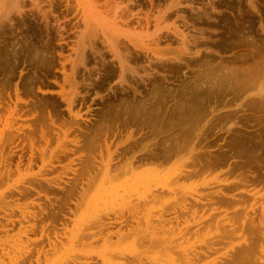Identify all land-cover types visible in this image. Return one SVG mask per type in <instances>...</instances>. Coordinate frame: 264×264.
Instances as JSON below:
<instances>
[{"label": "rangeland", "instance_id": "obj_1", "mask_svg": "<svg viewBox=\"0 0 264 264\" xmlns=\"http://www.w3.org/2000/svg\"><path fill=\"white\" fill-rule=\"evenodd\" d=\"M108 1L111 4L110 7L114 8L112 9L115 11V13H116L115 7L117 3L120 2L125 3L122 7L123 9L122 10L119 9V11H117L118 13L115 15L116 17H114V13L113 10L111 11V8L108 9L107 7L104 8L100 7L102 8L100 9L101 16L107 19L108 22L114 20L118 22L119 20H121L118 22V24L119 23L121 24L120 30L122 34L118 33V37H119L118 41H120L123 44H120L119 46L120 51L119 54L117 55H120L122 53L123 55H125L123 57L124 58L123 62H125L126 64L125 66L124 63H121L120 61L121 58L118 59L119 56H116L117 61L115 60L116 54L115 51H113V49L111 50L113 51L112 53L114 55L110 54L111 52L109 49L113 47L111 46V43L107 42L106 39L102 37L100 33L97 32V34L99 35L98 37H96L97 39L95 38L91 39L93 38L91 34L96 33V31L91 32L92 31L91 29L94 27L91 25L90 21L88 20H87L88 22L84 21V18L82 17V13L78 11L79 7L77 4V0H69V3L66 2V0H61V1L59 0V1H54L52 4H50L49 0H37V2L36 0H19L20 6L23 7L24 9L23 13L21 15L14 14L13 16H11L12 20L0 21V114L2 115V116L0 115V121H1L0 138L4 136L2 139H0V147H1L0 157L1 156L3 158L8 157V160L11 158V160H9V163L12 162L10 164V168H12L10 175L7 177L6 175H4L2 177V179L3 178L4 179L2 181L0 180V185H2L0 186V197L3 195L1 197L0 203L1 201H3V197H4V201L7 202V204L9 203L8 207L4 208L6 211L0 210V222L3 221L2 218L4 216L7 219H9L10 217L12 219H18L20 218L21 213L27 211L38 212L45 210L47 213L48 211H53L52 209V207H54L53 203H58L61 199L51 198L50 197L51 195L58 197V195L63 194L68 200L71 199L72 201L79 203L78 204L79 206L77 207L74 206L76 205L75 203L69 205L71 207V209H69L71 212L68 213V215L70 216V220L65 219V221L64 220L62 221V224L65 222H67L68 224L67 231L65 230L67 238L66 237L62 238V243H61L62 245L58 243L59 244L58 246L61 245L62 247L60 246L61 249H59V247L57 246V248L59 249L57 250L60 251L58 252L56 250V253L58 252L57 254H54L55 252L53 253V251H46L49 247L47 246L48 239L47 237H44L45 236L44 234L47 233L50 234L51 236L52 235L54 236L52 232L53 230H51L54 225L45 228L49 226V224H51L52 222V218L49 214H45L42 221L39 222L34 221L33 219H29L32 222L34 221V223H36V228H35L36 230H34V234L28 232L27 238L24 235L21 237V239L17 238V234L19 233L20 230L19 226L14 227V229L9 228L10 230L7 234H3L4 232H2L0 234V238H3L2 239L3 243L1 247L3 246V248H5V251L8 252L9 254L8 256L11 255L10 257L27 254L28 257H26L24 260H26L27 262L31 260L33 264H36L32 260V258L34 259L36 255L37 250L35 249L40 248L43 250V253H45L43 256H41L40 264H43L44 262L46 264V259H49L50 262H53L58 258L61 257L63 258L66 255L67 250L71 249L69 248V246L72 245V243L68 240V238L72 235V232H75L76 230L79 231L82 229L83 231L86 230L85 233H87L88 232L87 229H91L90 231H95L97 228L94 234L89 233L84 237L85 241L88 238L87 243H83L84 240L81 241L82 245L79 241H77L78 245L76 244V242L74 243L73 247L75 251L79 249H84V251L90 250L89 251L90 254H82V256H80L81 254L80 255L69 254L71 255L72 258L76 257V260H78L77 262L78 264H83V263L103 264L102 263L103 261L100 258V252L103 250L102 247L108 249V246H109L108 250L123 249L124 252L126 250H127L126 252H128V250L137 249L139 251L138 256L140 257L136 256L137 259L133 256L131 257L130 255H126V258L124 257L122 258V256L118 257V255L113 256L114 255L113 253L111 254H109L110 252L107 253L108 255L106 256V258L110 259V261L113 264L116 263L125 264L126 262L127 264H133V262L134 264H138L137 261L139 258H140L139 260L143 262L142 264H163V263L172 264V261H174L175 258L176 260L173 262V264L174 263L183 264V262L184 264H186L185 257H186V261L188 258L189 261L187 262L189 264L190 261H192L191 263H195V264L197 263L198 264H250V263L264 264L263 263L264 258H262L264 257L263 256L264 254H261V252H259V249L264 248V238H263L264 226H261L264 225L263 224L264 216H262L264 215V93H263L264 87H262L264 86L262 85L264 83V76H263L264 73H261L263 70H260L261 68L262 69L264 68V64H262L264 63L263 61L264 60V0H252V1L251 0H129V2L128 0H108ZM1 2L2 3H0L1 5L0 7H3L4 10L9 3L11 4V0H8V2L6 0H3ZM4 2H6L5 7H4L5 5ZM98 3L99 5L101 4V6H103L105 0H99ZM125 5H127L128 7H125ZM104 6H106V4ZM8 7H10V5ZM126 8L128 11L124 10ZM104 9L106 10L107 14L105 13ZM107 10L108 11L110 10V12H107ZM120 11L122 12V14L120 13ZM2 13L3 11L0 14ZM109 13L113 14V16ZM126 13L128 14L129 17L127 16ZM42 14H44V17H42L43 16ZM119 15L120 18L122 16L123 17L120 19L118 17ZM159 15L161 18L160 20L159 18H156L157 16L159 17ZM150 16L151 19L149 20ZM130 17L132 19H129ZM112 18L113 19L116 18V19L113 20ZM155 18L158 19L157 23L156 21H154ZM80 20L83 21L84 24ZM142 20L145 23H143ZM122 21H123V26L121 23ZM131 23L133 24V26ZM127 24L129 26H127ZM136 24L139 26V28ZM171 24H173L174 26ZM88 27L89 28L92 27V28L89 29ZM158 28L159 29L161 28L160 31L161 30L162 31L155 32V30H158ZM172 28L174 31L172 30ZM139 29L142 32H139L140 31ZM147 29L150 31V33L149 31H147ZM168 29L170 32L168 31ZM86 30L89 31L91 34L90 33L87 34L88 32ZM154 32L156 34L158 33L157 34L158 38L157 35H154L155 36L154 40L157 39L156 41L159 42L156 43V41H154V43H156L157 46L155 44H152L153 42H149V40L150 41L153 40V38H150L149 36H151V34L153 35ZM175 32H177V34H175ZM144 33L146 34L144 35ZM84 34L85 35L87 34L86 36L90 35L91 37L89 38L90 41L93 43L91 44L90 48H89L90 41L88 40L89 38L88 37L85 38L86 36ZM83 35L85 37H83ZM125 35H128L132 38L133 37L137 38L138 36H145L144 40L147 41L146 45L151 43V45L149 44L147 47L149 46L153 47L155 45L153 48L149 47L148 49L151 48L157 53H153L154 51L150 52L152 50L149 51L146 48H145L146 51L143 49L144 52L142 51V49L141 50L136 49L134 45L128 43L130 41L125 37ZM121 36L127 41L123 40ZM83 38L86 42L85 44L84 42L81 41V39ZM98 38L102 42L99 41ZM104 39L106 43L105 41H103ZM185 41H187V43ZM79 42L80 44L82 43V45H80ZM86 44H88L87 48L85 47ZM105 44H110V45H105ZM106 46H108L109 48H107ZM79 48L84 51V56H85L84 66L87 67L85 69L84 66L82 67L81 63H78L81 58L80 54L83 52L81 50L79 51ZM106 48L109 50V52ZM133 48L135 49L133 50ZM184 48L186 49L184 50ZM169 49H172V51L174 52L176 51L175 52L176 54H173L172 51H170V53H172L173 55L169 54L168 52ZM158 50L160 53H158ZM165 50H167L168 53V55L166 56L165 54L162 53ZM78 51L80 54L78 53ZM95 52L98 53L96 54ZM183 52L185 53L183 54ZM125 53H128L129 57ZM74 54H78V56ZM67 56H69L70 59H74V57L76 56L78 58L80 57L79 60L75 58V60L76 59L78 60V62L76 60L78 67L76 68L77 69L76 81L77 84L79 85L77 88L78 92L76 91L75 96H72L74 99L73 110L74 111L78 110L79 113L82 115V119L76 121L77 124L73 122L75 120L72 118V116L69 114L66 108L67 107L66 99H68V95L73 89L68 79L63 81V78H66V75L64 74V70L66 71V73L69 72L71 73V71L69 70H72L69 69L70 66L72 68V63L70 61H67V59H69V57ZM177 56L179 57V59H177L178 58ZM63 59L65 60V64ZM125 59L129 63H127ZM151 60L152 62H150ZM61 64H63L64 66ZM128 64L129 65L132 64V66H129ZM253 64H255L254 68L253 66H251ZM124 67L125 68L128 67V69L130 67L131 68L130 70H128L125 69ZM86 69H88V71ZM126 70L128 71L126 72ZM131 70H133L132 75H131L132 73ZM228 73L229 75H227ZM122 74L125 75L124 76L125 79H123ZM236 74L237 77L235 76ZM64 75L65 77H63ZM230 75H233V77L232 76L230 77ZM214 76H216V78ZM244 76L248 77L249 80H247L248 78L245 79ZM253 78L254 80H256L253 82L256 83L252 84V81L251 82L249 81L253 80ZM123 80H126L127 84L128 83L129 84L128 85L125 84L126 82ZM213 80L215 82H213ZM55 82L58 84H56ZM200 82L204 83L205 86ZM236 83L238 84L236 85ZM59 84L61 86L62 85L65 86L66 88L65 91L68 94L66 95L67 98L66 96L60 94L61 88ZM249 84H251V86H249ZM15 105L17 112L14 113V118L16 119L14 120L17 121L16 122L17 124L13 120L12 130L13 129L14 130L11 133L15 134L14 132H16V135H18L19 137L17 136L14 140V143H12L13 145H11L10 143L7 144L8 142L7 133H9L7 131L9 130H7L6 128L3 129L5 127L3 125L5 124V122L2 120L4 119L6 120L7 118H10L8 117L10 116L11 113L10 108H12L13 110ZM211 107H213V109ZM209 109H211L212 112L209 111ZM50 118H54L56 124L59 125L61 128H65L62 125L68 123L67 127L72 128L71 132H69L68 134V139L69 140L78 139L79 141L78 145L72 144L70 141L65 142L66 145H64V147H66V149L68 148V150H72L71 153H67L66 156H61L60 155L61 152L60 150H58L59 145L57 140L58 138H62L61 140H63L62 135L60 137L58 134H54L57 133L58 131L62 133V131L58 129V127L52 126L50 124L51 123ZM63 118L66 120H64ZM60 119L61 120L63 119L64 121L63 120L61 121ZM13 123L16 125L14 126ZM196 123L197 125H195ZM43 124L46 125L44 126ZM116 124L118 127L116 126ZM198 124L201 126H199ZM77 125L82 129V131H80L77 128L78 127ZM28 126L31 128H29ZM196 127L198 128L200 127L199 130H197ZM20 128L22 131L21 133L17 132V129L20 130ZM39 128L44 129L46 131L47 129H50L49 134L45 135L46 138L49 139L50 145L49 144L46 145L45 141L41 137L42 130L39 131L40 130ZM3 130L6 131L3 132ZM126 130L128 133H126ZM123 132L125 133L123 134ZM125 135L126 137H124ZM131 135L133 137H131ZM39 136L43 141L40 139ZM121 137L124 139L122 140ZM29 138H31L32 140L33 138H35L34 142L35 141L36 142L34 143V146L35 145L37 147L40 146L37 149L45 148L47 150L46 151L47 158L45 157L47 160H49L48 157L49 154L50 155L52 154L51 152H53L55 156L60 155L59 160L54 159L52 162L55 168L53 166H52L53 168L48 166L49 168H51V170L50 171L44 170V177L47 181L51 179L52 181L50 180L49 181L50 183L58 184L61 187L66 188L65 192H61V193L54 192L52 190V187L49 188L50 186H48V184L41 179L39 180L41 182V185H35V187H38V190L48 195L49 199H47L43 195H41L39 198L36 197L37 196L36 192H32L31 195L29 194L21 197L20 195H18V192L14 191V189H10L11 191L5 189V187L8 188V186H12L11 184L15 182L13 185L24 191L25 187L31 185L30 182H32L33 180H31L32 178L30 177H26L24 180L22 177L26 173H29L30 172L29 170H31L34 173L39 171L41 166L43 165L41 162L42 160L40 161L41 153L39 152V150L38 153H40V155L37 153L36 146L34 150L36 155L35 158L33 159V163L34 162L35 163L32 164L31 168H29V166L27 165L29 161V157L31 155L30 153L31 148H29L31 147L30 146L31 144H29L30 143ZM55 138L57 139L56 142H54ZM105 139L107 140V143L111 145V147H109L111 148L110 152L112 153V155L114 154L112 156L113 157L112 163L113 162L114 163L113 164L111 163V166H109V169L111 168V171H113L112 169H114V172L110 173L109 171V176H107L106 179L103 178V174L105 172L104 170L106 168L103 164V161L106 157H107L106 159H108V151H106V148L104 147L105 144L103 146V143H105L104 141ZM23 140L27 143H23L24 142ZM126 140L127 141L130 140V141L127 142ZM192 140L194 141L193 143ZM118 142L121 144H119ZM146 142H148L149 144L147 145ZM56 144L58 145V149ZM20 146H22L23 148H21ZM55 146L56 149L54 148ZM100 146L101 147L103 146L104 148L103 147L101 148ZM189 146H193V148ZM143 147H145V150ZM10 148H12L11 149L12 151L9 150ZM188 148L189 149L192 148V149L189 151ZM137 149L138 151H136ZM187 149L188 151H186ZM101 150H103L102 155L104 156H100ZM139 150L142 152L136 154V152L138 153ZM48 151L51 152L48 153ZM177 152L179 155L177 154ZM182 152L183 154H180ZM191 152H193L194 154ZM131 153L132 155L133 154L135 155L132 156ZM10 154L12 155V157H10ZM73 154L74 156H72ZM20 156L22 157L23 163L18 169L16 168V165L17 163L20 162V158H19ZM125 156H127L126 161L124 159ZM2 157L0 159H2ZM98 157L99 159H101V161L98 159ZM129 157L131 158V160ZM193 157L195 158L199 157L198 158L199 161L195 158L189 159ZM115 159H117L118 161L120 159V161L118 162ZM0 161H1L0 164L3 163L2 165H0V169H2L3 167H5L4 166L5 163L4 160H0ZM94 161L98 163L100 162L102 166L99 165L100 166L99 167L98 163ZM115 161L117 162L115 163ZM130 161H132L134 165L132 164L131 166H128L127 168L123 169L125 166H127V164ZM91 162H93L92 164L93 166L90 165ZM121 162H125V164ZM150 162H153L152 163L153 165H150L151 164ZM14 163L16 165H14ZM154 163L156 165L158 164V167ZM199 163H201L203 166L202 165L199 166L200 165ZM69 164L71 165L69 166ZM114 164H116V166L119 164L120 166L115 167ZM162 164L164 168L159 167L162 166ZM192 164L194 166V169H192L193 167ZM141 165H145V166L142 167ZM173 165L176 166L173 167ZM185 166H187V168ZM195 166L196 167L198 166L197 169L199 170H195ZM32 167L34 170H32ZM24 168L27 170H25ZM102 168L103 171L102 170L100 171V169ZM207 168L209 171L203 174L204 170L206 171ZM71 169L76 171H73ZM115 169L116 171H118L117 173L115 172ZM122 169L124 170V172ZM4 170H0V172ZM96 170H99V172H101V176L98 175L99 173L98 171L96 172ZM193 170H195V172ZM196 171L198 173L197 175L198 177L196 176L197 174ZM201 171L203 172L201 173ZM83 172H85V175H83ZM92 172L95 174L94 176L98 175L97 177L100 176V178L94 176L92 177L93 175ZM119 172L123 175L122 176L123 178H121V174L120 176L118 175ZM126 172L131 174L129 175ZM183 172L184 175H182ZM185 172L187 173L185 174ZM177 173L178 174L181 173L179 175L183 180H181L180 176ZM189 173H190V177L188 178L190 180L187 178ZM174 174H177L178 176L177 175L175 176ZM20 175L23 176L21 177ZM87 175H89V177H87ZM194 175L197 178H195ZM183 176H185L184 178H187L188 180L184 179ZM20 177L22 178V180L19 179ZM85 177L86 180L91 181V178L92 181L95 180L94 181L95 185L94 182L92 183L93 184L92 189L90 187L91 182L88 181V183L90 182L88 184L85 181ZM166 177L169 178L171 177L170 179L172 181L173 179L178 177L177 182L173 181L171 183L172 185H170L171 182L170 179L167 178V180L169 181V185L173 187L172 190L173 192L172 191L167 192L166 189L158 188L157 191L147 195L148 198L146 200L149 203L147 201H146L147 203H145L144 202L145 200H142L144 203H142V201L140 202L139 200L140 202L139 203L136 200L137 199L136 194H134L131 198H129L131 200L130 203H132V201L134 202V204L131 205H135L136 206L135 209L139 208L138 209L139 213L134 211L135 213L134 214L129 210H123L122 212L118 211L119 210L118 204L121 203L122 200L119 198L118 199L115 198L118 197L116 192L109 193L108 195H104L101 197V199L95 200V202H93L92 205L90 204L91 199L94 198L96 194L98 193L100 194V192H103L106 188L110 186L116 187L120 185H125L126 183L124 182H127L126 186H129V184H132V182L134 184L136 181L146 178V179H156L155 182L149 183L151 188H155L156 185H162L163 184L162 181H167L165 180ZM6 178H8L9 180L7 181ZM60 178L63 180L61 181ZM114 178H116V180ZM26 180L28 182H26ZM53 180L55 181V183ZM113 180H115L116 182H114ZM243 181H245V183ZM174 182L176 183L173 184ZM237 182L238 183L241 182V184L240 183L238 184ZM2 183H4L5 185H3ZM84 183H86V185L88 184L89 185L88 187H90L91 190H89L88 188L86 189L87 186H85ZM246 183L250 184V186L249 185L245 186L246 188L249 187L248 189L244 188V184L246 185ZM99 185L100 186L103 185V187L100 188ZM253 185H257L258 188L256 186L254 188ZM237 186L238 187L240 186L239 187L240 189ZM261 186L263 188H261ZM80 188L81 190L83 189L84 192L81 191ZM176 188L179 191L180 190L181 191L180 192L176 191L177 190ZM243 188L246 190L252 189L251 192L256 194L255 197L250 194H245L244 192H246V190H244ZM77 189L79 190V193L83 192L85 195L83 193H81L82 196L81 194L78 195L79 193L76 191ZM160 189L163 191H161ZM235 189L238 190L234 192ZM85 190L90 191V193L86 192ZM222 190L224 191V193H226L225 195L222 192ZM70 191H73L74 193L73 196H75L76 198L73 197L71 193L69 194ZM183 192L185 193V195ZM187 192H189V194ZM2 193H4L5 195ZM119 193H123V190H120ZM155 193L157 196H155ZM174 194H176V196ZM178 194L181 195L179 196ZM230 194L232 196L237 197V199L241 198V200H234ZM83 195L86 197V199L83 197ZM152 196L153 197L155 196L154 198H156L157 201L155 200L154 202ZM261 196L263 197V199H261ZM80 197L81 198L83 197L84 199L82 198L81 200ZM165 199L170 201H167ZM116 200H121V202ZM161 200L162 202L165 200L166 203L163 202V204L165 203V205L168 204L169 202L168 204L169 206L163 205ZM174 201H176L177 203ZM178 201L179 202L182 201V205L181 203H178ZM184 202L185 205H183ZM16 203L20 206V209L18 208L19 210L15 208V206H18ZM141 203L143 205L145 204L144 211L143 208L141 207L142 206ZM152 204H154V206H152ZM39 205H41L42 209L39 208ZM179 205L182 207L183 210L180 208ZM10 207L14 208L13 211L11 210ZM78 207L81 209H79ZM162 207H164V209H162ZM222 207H224V209ZM74 208L75 209L77 208V210H75ZM141 208L143 212H141ZM173 208H176L175 209L176 212H172L174 211L172 210ZM251 208L254 209L252 210ZM21 209L22 210L24 209L23 212ZM153 210L154 212H152ZM159 210L161 211V213L159 212ZM262 210H263V214H262ZM115 211L117 214L116 213L113 214ZM126 211H129L131 215L130 213L128 214V212ZM155 211L159 214H155L156 213ZM201 211H203L204 213L202 214ZM76 212L77 214L75 215L74 213ZM136 213L138 215L140 214V216L136 215ZM148 213L149 214L151 213L150 214L151 219L153 218L156 222L154 220H151L150 227L149 226L147 227V225H145L146 227L144 231L146 232V234H144L145 236H143L141 235V232H139V230L140 231L142 230L143 232L144 224H146L143 218H145ZM161 214L162 216H160ZM192 214L193 216H191ZM72 215H74L73 218H71ZM142 215L145 217H142ZM1 216L3 217L1 218ZM135 217L138 222L135 220ZM160 217L161 218L163 217L162 218L163 220L165 217L166 222L165 220L163 222ZM168 217L169 219H167ZM81 218L86 220L87 224H84V226H81V224L79 223V221L82 220ZM99 218L100 219L102 218L100 222H98V224L100 223L99 227L97 223H96L97 225L95 224L96 226L91 225ZM120 218H122V221L125 223V225H121L119 223H113L114 220L116 221L119 220ZM183 218L185 219V221ZM110 220H112V222ZM170 220L172 221L169 222ZM186 220H188L189 222ZM46 222H50V223H46ZM109 222L112 224H110ZM169 223H171L172 225ZM44 224H46V226ZM105 224L107 226L103 227L101 235H103V233L104 235L106 234L104 231L110 232L111 230L114 229L112 231L114 232L116 231L117 228H118L117 230L124 229L123 231H127V230L129 231V229H131L132 233L131 235L130 234L128 235V238L129 236H132V234L133 235L136 234L135 237L137 239L138 236V239L137 241H135L136 239H132L130 237L129 240H127L128 238L126 236L127 239L125 240L123 239L124 241H122V240H118V234H117V236H112L113 239V240L111 239L112 243L115 242L113 245L112 244L109 245V242H107L105 245H102L103 242L101 239L92 242L91 237L96 238V235L99 234L98 232L99 229L102 228V227L100 228V226H103ZM192 224L193 226H191ZM43 225L45 226L43 227L44 233H42V229H41ZM167 225L169 226V229ZM230 225L232 226L234 225V226L232 227ZM139 226H141V229L139 228ZM173 226H175L176 228ZM56 227L57 230L59 229L58 230L59 232L60 230L61 232H64V230L62 229L65 226L61 225L60 227H58L56 225ZM136 227H138V229ZM157 227L158 228L160 227L161 229L159 228L158 230ZM177 227L178 229L180 230L184 229L185 231L183 232L180 230H176ZM184 227L185 228L187 227V229H185ZM193 228L194 230L191 231V229ZM240 228H242L241 229L242 232ZM164 229L166 230L167 233L170 232L169 234L171 236H169V234H165ZM226 229L229 230L227 231ZM178 231L180 232L179 234ZM190 232H192L193 234L196 232L194 235H196L197 237ZM199 232L200 234L197 235ZM234 232L235 233L238 232V233H236L235 236H233ZM174 233L175 235L178 234L179 236H182V238L179 237L178 235L175 236ZM183 234H186L187 236ZM6 236L8 239H6L4 242V238H6ZM183 236H186L184 237L185 239L183 238ZM175 237H177L176 239H179L177 240L179 242H175L176 241ZM188 237H190L189 238L190 240L188 239ZM238 237L240 238V240ZM165 238L168 240H166ZM12 239H14V241L17 240L15 241L16 245L13 243L14 241ZM20 240H22V243ZM132 240H134L135 242H133ZM182 240H184L183 245H182ZM228 240L231 241L228 242ZM203 241L205 242L204 244ZM142 242L144 244L146 243L147 245L145 244L144 246ZM91 243L93 245L95 243L96 244L101 243V244H98L99 246L95 244L96 246L94 245L95 248H93V245L90 246ZM135 243L136 245H134ZM79 244L81 246H79ZM174 244H176L177 245L176 247H178L181 250H178V248L174 247ZM178 244H181L182 247ZM40 245H43V247ZM141 245H143V247ZM191 245L194 246V250ZM189 246L190 248L188 249ZM206 247L207 248L214 247V248H211L212 250L209 248L208 250ZM199 248H201L202 251H200ZM182 250H184L186 255L185 253H183ZM186 251H190V252L187 253ZM192 251L197 254V256H195L196 258L198 257L197 259L194 257L195 253H193ZM0 252H2V249L0 250ZM205 252L208 256L205 255ZM180 254H182V256L184 255V257H182ZM45 255L46 257H44ZM0 257L2 259L1 261L4 260L3 264H10L8 263L10 262V258L8 259L6 254L0 255ZM181 258H183L184 261ZM42 259L43 261L44 260L45 261L43 262ZM154 259L157 260L156 263H154ZM258 259L259 260L262 259L263 262L261 263ZM49 260H47V262ZM181 260L183 262H181ZM79 261L81 263H79Z\"/></svg>", "mask_w": 264, "mask_h": 264}, {"label": "bare ground", "instance_id": "obj_2", "mask_svg": "<svg viewBox=\"0 0 264 264\" xmlns=\"http://www.w3.org/2000/svg\"><path fill=\"white\" fill-rule=\"evenodd\" d=\"M1 1H3V0H0V3H2ZM6 1L8 2V0H6ZM54 1H59V0H49L50 4H52ZM60 1H61V0H60ZM98 1H99V0H77V4H78V7H79V8H78V11H79L80 13H82V17L84 18V21H85V22L90 21L91 25L94 27V28L90 27V28H92V29H91V30H92L91 32H95V31H96V33H92V34H91L89 31L86 30V31L88 32L87 34L90 33V34L93 36V38H91L90 35H89V36H86L87 34H86V35L84 34L86 37H85L84 35H83V37H85V38H87V37L89 38V37H90L91 39H94V38L97 39L96 37L99 36V35L97 34V32L100 33V34L102 35V37H104V38L106 39L107 42H110V43H111V46L113 47V48H110V49H109L110 52H111L110 54L114 55L112 52L115 51V54H116L115 57H116V56H119L118 59L121 58L120 61H121V63H124V66H125L126 64H125V62H123V61H124V58H123V57H124L125 55H123L122 52H121L122 54H120V55H123V56L117 55V54H119V51H120V50H119V46H120V44H123V43H121L120 41H118V40H119L118 33H119V34L121 33V30H120V26H121V24L119 23V24H120V25H119L118 22L121 21V20H119V21L117 22V21L114 20V19H116V18H114V19L112 18L114 21L108 22L107 19L103 18V16H101V10H100V9H102V8H100V7H103V8H104V7H107L108 9H110V8H111V7H110L111 4H110V2H109L108 0H105L104 5L106 4V6H104V5L101 6V4L99 5ZM251 1H252V0H251ZM36 2H37V0H36ZM41 2H42V1H41ZM66 2L69 3V0H68V1L66 0ZM128 2H129V0H128ZM4 3H5V5H4V7H5V6H6V2H4ZM74 3H75V2H74ZM77 4H76V5H77ZM124 4H125L124 2H123V3H121V2H120V3H117V5H116V7H115V9H116V13H115V11L113 10L114 8H113V7H112L113 9L111 8V11L113 10L114 17H116L115 15L118 13L117 11H119V9H120V10L123 9L122 7H123ZM9 5H10V7H8ZM34 5H36V4H34ZM120 5H122V6H120ZM252 5H254V4H252ZM0 6H1V5H0ZM2 6H3V5H2ZM8 6H6L7 9L5 8V10L3 9V7H0V13L3 11V13L0 14V21H5V20L8 21V20H12V19H11V16H13L14 14L21 15V14L23 13V11H24L23 7L20 6V2H19V0H11V4L9 3ZM22 6H23V5H22ZM72 6H73V5H72ZM33 7H34V6H33ZM125 7H128V6L125 5ZM254 7H255V6H254ZM35 8H36V6H35ZM74 8H75V7H74ZM107 8H105V9H107ZM37 9H38V8H37ZM37 9H36V10H37ZM41 9H42V8H41ZM41 9H40V10H41ZM105 9H104V10H105ZM129 9H130V8H129ZM124 10H127V8L124 9ZM124 10H123V12H124ZM37 11H38V10H37ZM48 11H49V10H48ZM73 11H74V9H73ZM75 11H76V10H75ZM127 11H128V10H127ZM132 11H133V10H132ZM107 12H110V10H109V11L107 10ZM43 13H44V12H43ZM46 13H47V12H46ZM102 13H103V12H102ZM105 13H106V10H105ZM120 13L122 14L121 11H120ZM120 13H119V14H120ZM127 13H128V12H127ZM127 13H126V14H127ZM129 13H130V10H129ZM129 13H128V14H129ZM44 14H45V13H44ZM44 14H42L43 16H42V15H41V16L44 17ZM78 14H79V13H78ZM106 14H107V13H106ZM109 14H111V13H109ZM121 14H120V15H121ZM128 14H127V16H128ZM131 14H132V13H131ZM136 14H137V13H136ZM111 15L113 16V14H111ZM111 15H110V16H111ZM120 15L118 16L119 18H120ZM149 15H150V14H149ZM149 15H148V17H149ZM160 15H161V14H160ZM160 15H159V17H158V16L156 17V18H159V20L161 19V18H160ZM108 16H109V15H108ZM112 16H111V17H112ZM127 16H126V17H127ZM130 16H131V15H130ZM176 16H177V15H176ZM79 17H80V16H79ZM111 17H109V18H111ZM122 17H123V16H122ZM122 17H121V18H122ZM128 17H129V16H128ZM128 17H127V18H128ZM134 17H135V15H134ZM148 17H146V18H148ZM121 18H120V19H121ZM124 18H125V17H124ZM124 18H123V19H124ZM138 18H139V17H138ZM138 18H137V19H138ZM141 18H142V17H141ZM156 18H155V20H154V19H153V20L156 21V23H157L158 19H156ZM45 19H46V18H45ZM129 19H132V18L130 17ZM139 19H140V18H139ZM150 19H151V16H150L149 20H150ZM43 20H44V19H43ZM87 20H88V21H87ZM117 20H118V19H117ZM80 21H81V20H80ZM124 21H125V20H124ZM129 21H130V20H129ZM129 21H127V22H129ZM137 21H139V20H137ZM154 21H153V22H154ZM81 22H83V21H81ZM142 22H143V20H142ZM148 22H149V21H148ZM121 23H122V26H123V21H122ZM143 23H145V22H143ZM149 23H150V22H149ZM149 23H147V24H149ZM154 23H155V22H154ZM158 23H159V22H158ZM160 23H161V21H160ZM83 24H84V22H83ZM131 24H132V23H131ZM137 24H138V23H137ZM137 24H136V25H137ZM139 24H140V23H139ZM141 24H142V23H141ZM151 24H152V23H151ZM175 24H176V23H175ZM91 25H90V26H91ZM136 25H135V26H136ZM143 25H144V24H143ZM171 25H173V24H171ZM125 26H126V25H125ZM125 26H124V27H125ZM127 26H129V25L127 24ZM130 26H131V25H130ZM132 26H133V24H132ZM137 26H138V25H137ZM173 26H174V25H173ZM83 27H84V26H83ZM86 27H87V26H86ZM176 27H177V26H176ZM88 28H89V27H88ZM90 28H89V29H90ZM127 28H128V27H127ZM138 28H139V26H138ZM148 28H149V27H148ZM164 28H165V27H164ZM169 28H170V27H169ZM84 29H85V28H84ZM95 29H96V30H95ZM130 29H131V28H130ZM130 29H129V30H130ZM160 29H161V28H160ZM160 29L158 28V30H155V29H154V30H155V32H156V31H160ZM166 29H167V28H166ZM132 30H133V28H132ZM139 30H140V29H139ZM143 30H144V29H143ZM163 30H164V29H163ZM172 30H173V28H172ZM145 31H146V30H145ZM147 31H149V30L147 29ZM147 31H146V32H147ZM161 31H162V30H161ZM161 31H160V32H161ZM168 31H169V29H168ZM173 31H174V30H173ZM84 32H85V31H84ZM128 32H129V31H128ZM139 32H142V31L140 30ZM155 32H154L153 35L151 34V36H149L150 38H153V40H152V41L149 40V42H153L152 44H155V45H156V43H159V42L156 41L157 39L154 40V37H155L154 35H157V34H158V33L156 34ZM160 32H159V33H160ZM169 32H170V31H169ZM179 32H180V31H179ZM131 33H132V32H131ZM149 33H150V31H149ZM81 34H82V33H81ZM121 34H122V33H121ZM145 34H146V33H144V35H145ZM160 34H161V33H160ZM175 34H177V32H175ZM142 35H143V34H142ZM240 35H241V34H240ZM80 36H81V35H80ZM80 36H79V37H80ZM177 36H178V35H177ZM179 36H180V34H179ZM121 37H122V36H121ZM125 37L130 41V42H128V43H131L132 45H134V47H135L136 49H140V50L142 49V51H143V49L145 50V48L148 49L149 47H152V46L147 47L149 44L151 45V43L148 42L149 44L146 45V44H147V43H146L147 41L144 40L145 36H138L137 38H134V37L132 38V37H130V36H128V35H125ZM182 37H183V36H182ZM185 37H186V36H185ZM90 38L88 39L89 41H90ZM122 38H123V37H122ZM157 38H158V35H157ZM105 39H104L103 41H105ZM83 40H84V38L81 39V41L84 42V44H85L86 42H85V40H84V41H83ZM98 40H99V38H98ZM123 40H126V39L123 38ZM147 40H148V38H147ZM184 40H185V39H184ZM78 41H80V40H78ZM93 41H94V40H93ZM99 41H101V40H99ZM106 41H105V43H106ZM126 41H127V40H126ZM154 41H156V43H154ZM181 41H182V39H181ZM101 42H102V41H101ZM185 42L187 43V41H185ZM185 42H184V43H185ZM88 43H89V42H88ZM92 43H93V42L90 41V46H89V48L91 47V44H92ZM103 43H104V42H103ZM188 43H189V42H188ZM79 44H80V42H79ZM80 45H82V43H81ZM87 45H88V44H86V46H85V45H84V46L87 48ZM101 45H102V43H101ZM105 45H110V44H105ZM129 45H130V44H129ZM155 45H154V46H155ZM158 45H159V44H158ZM122 46H123V45H122ZM154 46H153V47H154ZM156 46H157V45H156ZM159 46H160V45H159ZM93 47H95V46H93ZM106 47L109 48L108 46H106ZM153 47H152V48H153ZM185 47H186V45H185ZM107 48H106V49H107ZM135 48H133V50H134ZM84 49H85V48H84ZM94 49H95V48H94ZM104 49H105V48H104ZM111 49H113V51H112ZM185 49H186V48H184V50H185ZM80 50L83 51L82 49L79 48V51H80ZM97 50H99V49H97ZM100 50H101V49H100ZM107 50H108V49H107ZM109 50H108V52H109ZM148 50L150 51V50H152V49L150 48V49H148ZM162 50H164V49H162ZM187 50H188V48H187ZM251 50H252V49H251ZM72 51H73V50H72ZM76 51H77V50H76ZM79 51H78V53H79ZM91 51H93V50H91ZM91 51H90V52H91ZM145 51H146V50H145ZM153 51H154V50H152V51H150V52H153ZM160 51H161V50H160ZM170 51H172V49H169V51H168L169 54H172V53H170ZM182 51H183V50H182ZM182 51H181V52H182ZM135 52H136V51H135ZM143 52H144V51H143ZM147 52H148V51H147ZM147 52H146V53H147ZM150 52H149V53H150ZM164 52H165V53H164ZM164 52H162V53L165 54V56L168 55L167 50H165ZM172 52H173V54H176V53H175L176 51H175V52L172 51ZM178 52H179V51H178ZM188 52H189V50H188ZM75 53H76V52H75ZM95 53L97 54L98 52H95ZM99 53H100V52H99ZM153 53H157V52L154 51ZM158 53H160L159 50H158ZM166 53H167V54H166ZM179 53H180V52H179ZM179 53H178V54H179ZM184 53H185V52H183V54H184ZM186 53H187V52H186ZM79 54H80V53H79ZM125 54H127V56H128V53H125ZM173 54H172V55H173ZM74 55H77V56H78V54H74ZM80 55H81V56H80L81 58L79 57L80 60H79V58H78L77 56L74 57V59H70V57L67 56V57H69V59H67V61H70V62L72 63V68H71V66H70L69 69H72V70H69V71H71V73H70V72H69V73H66V71L64 70V74L66 75V78H63V81L68 79V81H70V83H71V85H72L71 87L73 88L72 91H71L70 93L68 92L69 95H70L71 97H70V96L67 94V92L65 91V89H66L65 86H63V85L61 86V85L59 84V85H60V88H61V93H60V94H62V95H64V96L68 95V99H66V100H67V103H66L67 107H66V108H67V111L69 112V114H70V115L72 116V118L75 120V121L72 120L73 122H75V124H77V123H76L77 120L82 119V115L79 113V111H78V110H77V111H74V110H73L74 99H73V97H72V96H75L76 91L78 92L77 88H78V86H79V85L77 84V81H76V80H77V79H76V72H77V69H76V68H78V67H77V63H76V60H77V59L79 60V62H78V60H77V62H78V63H81V64H82V67H83L84 64H85L84 51H83ZM149 55H150V54H149ZM250 55H251V54H250ZM152 56H153V55H152ZM178 56H179V55H178ZM178 56H177V57H178ZM35 57H36V56H35ZM128 57H129V56H128ZM162 57H163V56H162ZM63 58H64V57H63ZM75 58H77V59L75 60ZM101 58H102V57H101ZM122 58H123V59H122ZM64 59H65V58H64ZM64 59H63V60H64ZM116 59H117V57L115 58V60H116ZM177 59H179V57H178ZM180 59H181V58H180ZM63 60H62V61H63ZM155 60H156V59H155ZM155 60H153V61H155ZM174 60H175V59H174ZM260 60H262V59H260ZM116 61H117V60H116ZM125 61L127 62L126 59H125ZM263 61H264V60H263ZM263 61H262V62H263ZM150 62H152V60H151ZM161 62H162V61H161ZM259 62H260V61H259ZM262 62H261V63H262ZM66 63H67V62H66ZM71 63H70V64H71ZM117 63H118V62H117ZM127 63H129V62H127ZM253 63H254V62H253ZM64 64H65V60H64ZM262 64H264V63H262ZM61 65H63V64H61ZM78 65H80V64H78ZM128 65H129V64H128ZM254 65H255V64H253V65H251V66H253V68H254ZM260 65H261V64H260ZM63 66H64V65H63ZM129 66H132V64L129 65ZM241 66H242V65H241ZM262 66H263V65H262ZM262 66H261V67H262ZM122 67H123V66H122ZM230 67H231V66H230ZM233 67H236V66H233ZM261 67H260V68H261ZM85 68H87V67L84 66V69H85ZM124 68H125V67H124ZM124 68H123V70H124ZM130 68H131V67H130ZM130 68L128 69V67H127V68H125V69L130 70ZM142 68H143V67H142ZM238 68H239V67H238ZM250 68H251V67H250ZM253 68H252V70H253ZM257 68H258V67H257ZM61 70H62V69H61ZM86 70L88 71V69H86ZM118 70H119V69H118ZM128 70H126V72H127ZM153 70H154V69H153ZM256 70H257V69H256ZM260 70H263V71H264V68H263V69L261 68ZM131 71H132V73H131V75H132V74H133V70H131ZM131 71H130V72H131ZM135 71H136V70H135ZM237 71H238V70H237ZM237 71H236V72H237ZM239 71H240V70H239ZM241 71H242V70H241ZM263 71H262L261 73H264ZM130 72H129V74H130ZM136 72H137V71H136ZM233 72H234V71H233ZM121 73H122V72H121ZM123 73H124V72H123ZM211 73H212V72H211ZM219 73H220V72H219ZM219 73H218V74H219ZM223 73H225V72H223ZM238 73H239V72H238ZM61 74H62V73H61ZM65 75H64L63 77H65ZM118 75H119V74H118ZM210 75H211V74H210ZM215 75H216V74H215ZM221 75H222V74H221ZM227 75H229V73H228ZM122 76H123V79H125V78H124L125 75L122 74ZM137 76H138V75H137ZM224 76H225V75H224ZM231 76L233 77V75H230V77H231ZM235 76L237 77V74H236ZM235 76H234V77H235ZM263 76H264V75H263ZM197 77H198V76H197ZM214 77L216 78V76H214ZM218 77H219V76H218ZM244 77H245V79L248 78V77H246V76H244ZM194 78H195V77H194ZM204 78H205V77H204ZM221 78H222V77H221ZM223 78H224V77H223ZM205 79H206V78H205ZM229 79H230V78H229ZM240 79H241V78H240ZM250 79H251V78H250ZM224 80H225V79H224ZM233 80H234V79H233ZM233 80H232V81H233ZM241 80H242V79H241ZM247 80H249V78H248ZM261 80H262V79H261ZM123 81L126 82V80H123ZM207 81H208V80H207ZM251 81H252V84H253V83H256V82H253V81H256V80H254V78H253V80H250L249 82H251ZM57 82H58V81H57ZM125 82H124V83H125ZM213 82H215V81L213 80ZM228 82H229V81H228ZM235 82H236V81H235ZM244 82H245V81H244ZM247 82H248V81H247ZM249 82H248V83H249ZM259 82H260V80H259ZM55 83H56V82H55ZM80 83H82V82H80ZM119 83H120V82H119ZM200 83L204 85V83H202V82H200ZM238 83H239V82H238ZM238 83H236V85H237ZM248 83H246V84H248ZM257 83H258V82H257ZM56 84H58V83H56ZM61 84H62V83H61ZM65 84H66V83H65ZM88 84H89V83H88ZM122 84H123V82H122ZM125 84H127V82H126ZM128 84H129V83H128ZM128 84H127V85H128ZM261 84H262V82H261ZM69 85H70V84H69ZM211 85H212V84H211ZM254 85H255V84H254ZM262 85H264V83H263ZM204 86H205V85H204ZM228 86H229V85H228ZM233 86H234V85H233ZM249 86H251V84H249ZM249 86H248V87H249ZM255 86H256V85H255ZM198 87H199V86H198ZM210 87H211V86H210ZM218 87H219V86H218ZM229 87H230V86H229ZM240 87H241V85H240ZM256 87H257V86H256ZM262 87H264V86H262ZM69 88H70V87H69ZM133 88H135V87H133ZM242 88H243V87H242ZM136 90H137V89H136ZM232 90H233V89H232ZM239 93H240V92H239ZM263 93H264V91H263ZM66 98H67V96H66ZM17 100H18V98H17ZM174 100H175V99H174ZM80 102H81V101H80ZM147 103H148V102H147ZM80 104H81V103H80ZM212 106H213V105H212ZM166 107H167V106H166ZM208 108H209V107H208ZM211 108L213 109V107H211ZM10 109H11V110H10L11 113H10V116H8V117H10V118H7L6 120L4 119V120H2V121L5 122V124H3V125L5 126V127L3 126V127H4L3 129L6 128L7 130H9V131H7V132H9V133L6 132V133H7V141H8L7 144L10 143L11 145H13L12 143H14L15 138L18 136V135H16V132H14L15 134L11 133V132L14 130V129L12 130V128H13V126H12V122H13V120L15 119V118H14V113L17 112V111H16V110H17V109H16V105H15V107H14L13 110H12V108H10ZM117 109H118V108H117ZM166 109H167V108H166ZM166 109H165V110H166ZM124 110H125V109H124ZM166 111H167V110H166ZM209 111H211V109H209ZM68 112H67V113H68ZM211 112H212V111H211ZM214 113H215V112H214ZM26 114H27V113H26ZM31 114H32V113H31ZM209 114H210V113H209ZM0 115H1V114H0ZM33 115H34V114H33ZM1 116H2V115H1ZM62 117H63V116H62ZM124 117H125V116H124ZM208 117H209V116H208ZM208 117H207V118H208ZM1 118H2V117H1ZM11 119H12V121H11ZM50 119H51V123H50V124H51L52 126L58 127V129H60V130L62 131V133H60V132L58 131L60 134H59L58 132H57V133H54V134H58L60 137H61V135H62L63 140H61L62 138H58V140L55 138L54 142H56V140L58 141L59 149H58V145H57V144H56V145H57V149L60 150V152H61L60 155H61V156H66V154H67V153H71L72 150H68V148L66 149V147H64V145H66L65 142H66V141H70L72 144L78 145V142H79V141H78V139H70V140L68 139V134H69V132H71V129H72V128H70V127H67V124H68L67 122H69V121L65 122V123H67V124L62 125V126H64L65 128H61L59 125L56 124V121H55L54 118H50ZM63 119H64V118H63ZM63 119H62V120H63ZM15 120H16V119H15ZM15 120H14V121H15ZM48 120H49V119H48ZM60 120H61V119H60ZM62 120H61V121H62ZM64 120H66V119H64ZM64 120H63V121H64ZM162 120H163V119H162ZM49 121H50V120H49ZM49 121H48V122H49ZM204 121H205V120H204ZM204 121H203V122H204ZM0 122H1V121H0ZM16 122H17V121H15V123H16ZM48 122H47V123H48ZM70 122H71V120H70ZM82 122H83V121H82ZM195 122H196V121H195ZM160 123H161V122H160ZM0 124H1V123H0ZM13 124H14V123H13ZM16 124H17V123H16ZM16 124H14V126H15ZM43 125H44V124H43ZM45 125H46V124H45ZM45 125H44V126H45ZM106 125H107V124H106ZM195 125H197V123H196ZM198 125H199V124H198ZM77 126H78V125H77ZM116 126H117V124H116ZM199 126H201V125H199ZM19 127H20V126H19ZM28 127H29V126H28ZM55 127H54V128H55ZM101 127H102V126H101ZM117 127H118V126H117ZM16 128H17V127H16ZM16 128H15V130H16ZM29 128H31V127H29ZM41 128H42V127H41ZM47 128H48V127H47ZM50 128H51V127H50ZM52 128H53V127H52ZM77 128H78L80 131H82V129H81L79 126H78ZM131 128H132V127H131ZM131 128H130V129H131ZM196 128H197V130H199L200 127H199V128L196 127ZM22 129H23V128H22ZM39 129H40V128H39ZM44 129H45V127H44ZM44 129H40L39 131L42 130V131H41V133H42V136H41V137H42L43 140L45 141L46 145H48V144H49V139L46 138L45 135H46V134H47V135L49 134L50 129H47V131L44 130ZM0 130H1V129H0ZM28 130H29V129H28ZM55 130H56V129H55ZM194 130H195V129H194ZM5 131H6V130H3V132H5ZM145 131H146V130H145ZM145 131H144V132H145ZM17 132L21 133V132H22V131H21V128H20V130L17 129ZM24 132H25V131H24ZM24 132H23V133H24ZM120 132H121V131H120ZM120 132H119V133H120ZM196 132H197V131H196ZM10 133H11V134H10ZM94 133H95V132H94ZM115 133H117V132H115ZM124 133H125V132H123V134H124ZM126 133H128L127 130H126ZM141 133H143V132H141ZM0 134H1V133H0ZM50 134H51V133H50ZM54 134H52V135H54ZM103 134H104V133H103ZM106 134H107V133H106ZM138 134H140V133H138ZM3 135H4V134H3ZM8 135H9V136H8ZM25 135H26V133H25ZM114 135H115V134H114ZM194 135H195V132H194ZM22 136H23V135H22ZM30 136H32V135H30ZM55 136H56V135H55ZM106 136H107V135H106ZM106 136H105V137H106ZM121 136H122V133H121ZM137 136H138V135H137ZM196 136H197V135H196ZM3 137H4V136H3ZM3 137H2V138H3ZM18 137H19V136H18ZM26 137H27V136H26ZM39 137H40V136H39ZM41 137H40V139H41ZM124 137H126V135H125ZM131 137H133V136L131 135ZM135 137H136V136H135ZM2 138H0V139H2ZM49 138H50V137H49ZM97 138H98V136H97ZM114 138H115V136H114ZM121 138H122V137H121ZM127 138H128V137H127ZM137 138H138V137H137ZM5 139H6V136H5ZM20 139H21V138H20ZM26 139H28V138H26ZM26 139H25V140H26ZM34 139H35V138H33V140H32L31 138H29V140H30V143H29V144H31V145H30L31 147H29V148H31V149H30L31 152H30V151H29V152L31 153V155H30V157H29L28 164H27V162H26V164L29 166V168H31L32 164L35 163V162L33 163V159L35 158V155H36L35 152H34V150H35V146H36V145L34 146V143H35L36 141L34 142ZM123 139H124V138H122V140H123ZM125 139H126V138H125ZM130 139H132V138H130ZM156 139H157V138H156ZM184 139H185V138H184ZM194 139H195V138H194ZM194 139H193V140H194ZM41 140H42V139H41ZM43 140H42V141H43ZM102 140H103V138H102ZM111 140H113V139H111ZM150 140H152V139H150ZM193 140H192V143L194 142ZM23 141H24V140H23ZM104 141H105V143H103V146H104V144H105L104 147L106 148V151H108V159H106V158H107V157H106V158H105L106 160H105L104 157H103L104 161H106V162L103 161V164H104V166L106 167V168L104 167V168H105V170H104L105 172H104V174H103V178L106 179L107 176H109V171H110V173H111V172H112V173L114 172V169H112L113 171H111V168L109 169V166H111V163H112V161H113V159H112L113 157H112V156H113L114 154L112 155V153L110 152V149H111V148H109V147H111V145L107 143V140H106V139H105ZM104 141H103V142H104ZM126 141H127V140H126ZM129 141H130V140H128L127 142H129ZM154 141H155V140H154ZM156 141H157V140H156ZM28 142H29V141H28ZM97 142H98V141H97ZM5 143H6V142H5ZM18 143H19V142H18ZM23 143H27V142L24 141ZM23 143H22V144H23ZM63 143H64V144H63ZM109 143H110V142H109ZM118 143H119V142H118ZM144 143H145V142H144ZM144 143H143V145H144ZM146 143H147V145L149 144L148 142H146ZM187 143H188V142H187ZM190 143H191V142H190ZM16 144H17V143H16ZM39 144H40V142H39ZM96 144H97V143H96ZM111 144H112V143H111ZM114 144H115V143H114ZM119 144H121V143H119ZM122 144H123V142H122ZM139 144H140V143H139ZM188 144H189V143H188ZM1 145H2V144H1ZM11 145H10V147H11ZM14 145H15V144H14ZM44 145H45V144H44ZM46 145H45V146H46ZM49 145H50V144H49ZM109 145H110V146H109ZM115 145H116V144H115ZM141 145H142V144H141ZM166 145H167V144H166ZM166 145H165V146H166ZM51 146H52V145H51ZM103 146H102V147H103ZM121 146H122V145H121ZM181 146H182V143H181ZM18 147H19V146H18ZM20 147L23 148L24 145H23V147H22V146H20ZM38 147H40V146H38ZM38 147L36 146V149H37ZM93 147H94V146H93ZM100 147H101V146H100ZM102 147H101V148H102ZM104 147H103V148H104ZM119 147H120V146H119ZM139 147H140V146H139ZM146 147H147V146H146ZM189 147H192V148H193V146H189ZM194 147H195V146H194ZM0 148H1V147H0ZM16 148H17V147H16ZM47 148H48V147H47ZM49 148H50V147H49ZM54 148L56 149V146H55ZM101 148H100V149H101ZM143 148H144V150H145V147H143ZM192 148H191V149H192ZM2 149H3V148H2ZM11 149H12V148H10L9 150H11ZM14 149H15V148H14ZM55 149H54V152H55ZM138 149H139V148H138ZM138 149H137L136 151H138ZM181 149H182V147H181ZM181 149H180V150H181ZM185 149H186V148H185ZM188 149H189V148H188ZM188 149H187L186 151H188ZM191 149H189V151H190ZM194 149H195V148H194ZM18 150H20V149H18ZM28 150H29V149H28ZM38 150H39V152L41 153V156H40L41 159H40V157H39V159H40V161L42 160L41 162H42V164H43V165L41 166V168L38 166V167L40 168V170L37 171V172H35V173L32 172L31 170H29L30 172H29V173H26L24 176L22 175L23 177L20 175L24 180H25L26 177H30V178H32L31 180H33V181L30 182L31 185H28V186L26 185L27 187L24 186V187H25V190L23 191V190H21V189L15 187V185H13V184L15 183V182H14L13 184H11L12 186H8V185H7L8 188L5 187L6 190L9 191L10 189H14V191L18 192V195H20L21 197H23L24 195H29V194L31 195L32 192H36V194H37L36 197L39 198L41 195H43V196H45L47 199H49V196H48V195H46L45 193H42L40 190H38V187H35V185H41V182L39 181L40 179H41V180H44V181L48 184V186H50L49 188L52 187V190H53V191H54V189H58V190L61 189L62 191L65 189V188L61 187L60 185H58V184L50 183L49 181H50L51 179H50V178H47V179H50L49 181H47V180L45 179V177H44V170H49V171H50L51 168L54 167V166H53V163H52L53 160H54V159L59 160V159H60V157H59L60 155H59V156H58V155L55 156V154H54L53 152L50 151L52 154H51V155L49 154V157H48L49 160H47V159H46V158H47V157H46V151H47V150H46L45 148L37 149V150H36L37 153H38ZM49 150H50V149H49ZM51 150H53V149H51ZM93 150H94V149H93ZM104 150H105V149H104ZM176 150H178V149H176ZM11 151H12V150H11ZM24 151H25V150H24ZM98 151H99V150H98ZM102 151H103V150L100 151V156H104V155H102V153H103ZM195 151H196V150H195ZM13 152H14V151H13ZM13 152H11V153H13ZM20 152H21V151H20ZM50 152L48 151V153H50ZM92 152H93V151H92ZM92 152H91V153H92ZM115 152H117V151H115ZM115 152H114V153H115ZM118 152H120V151H118ZM141 152H142V151L139 150V152H138V153L136 152V154H139V153H141ZM180 152H181V151H180ZM184 152H185V151H184ZM21 153H22V152H21ZM40 153H38V154L40 155ZM88 153H89V151H88ZM96 153H97V152H96ZM191 153H193V152H191ZM1 154H2V153H1ZM8 154H9V152H8ZM53 154H54V155H53ZM56 154H58V153H56ZM175 154H176V153H175ZM177 154H178V152H177ZM177 154H176V155H177ZM180 154H183V152L180 153ZM193 154H194V153H193ZM2 155H3V154H2ZM20 155H21V154H20ZM47 155H48V154H47ZM76 155H77V154H76ZM76 155H75V156H76ZM78 155H79V154H78ZM81 155H82V154H81ZM87 155H89V154H87ZM90 155H91V154H90ZM97 155H98V154H97ZM131 155H132V153H131ZM133 155H135V154H133ZM133 155H132V156H133ZM178 155H179V154H178ZM5 156H6V155H5ZM22 156H23V155H22ZM54 156H55V157H54ZM72 156H74V154H73ZM95 156H96V155H95ZM95 156H94V157H95ZM106 156H107V155H106ZM129 156H130V155H129ZM174 156H175V155H174ZM181 156H182V155H181ZM181 156H180V157H181ZM184 156H185V155H184ZM192 156H193V155H192ZM1 157H2V156H1ZM1 157H0V158H1ZM10 157H12L11 154H10ZM10 157H9V158H10ZM45 157H46V158H45ZM80 157H81V156H80ZM84 157H85V156H84ZM126 157H127V156H125V158H124L125 161H126ZM130 157H131V156H130ZM130 157H129V158H130ZM134 157H135V156H134ZM17 158H18V157H17ZM19 158H20V162L17 163V165L14 163V165H16V168H18V169H19V167L21 166V164L23 163V162H22V157L20 156ZM68 158H71V157H68ZM118 158H119V157H118ZM118 158H117V159H118ZM132 158H133V157H132ZM177 158H178V157H177ZM194 158H195V157H193V158H189V159H194ZM198 158H199V157H198ZM198 158L196 157L195 159L198 160ZM27 159H28V158H27ZM79 159H80V158H79ZM82 159H83V158H82ZM91 159H92V157H91ZM98 159H99V157H98ZM117 159H115V160H117ZM174 159H175V158H174ZM0 160H4V163H5V165H4L5 167H3L2 169H0V170H4V168H5L4 171L0 172V173H1L0 180L2 181V180L4 179V178L2 179V177H3L4 175H6V177L10 175V173H11V169H12V168H10V164H11L12 162L9 163V160H11V158L8 160V157H6V158H3V157H2V159H0ZM67 160H69V159H67ZM73 160H74V159H73ZM83 160H84V159H83ZM99 160L101 161V159H99ZM130 160H131V158H130ZM180 160H181V159H180ZM117 161H118V160H117ZM117 161H115V163H116ZM119 161H120V159H119ZM119 161H118V162H119ZM176 161H177V160H176ZM183 161H184V160H183ZM190 161H191V160H190ZM192 161H193V160H192ZM195 161H196V160H195ZM198 161H199V160H198ZM0 162H1V161H0ZM71 162H73V161H71ZM76 162H77V161H76ZM78 162H80V161H78ZM94 162H96V161H94ZM173 162H174V161H173ZM181 162H182V161H181ZM181 162H180V163H181ZM8 163H9V164H8ZM85 163H86V162H85ZM96 163H98V162H96ZM113 163H114V162H113ZM113 163H112V164H113ZM121 163L125 164V162H121ZM121 163H120V165H121ZM147 163H148V162H147ZM150 163H151L150 165H153V164H152L153 162H150ZM184 163H185V162H184ZM187 163H188V162H187ZM194 163H195V162H194ZM197 163H198V162H197ZM2 164H3V163H1L0 165H2ZM26 164H25V167H26ZM92 164H93V162H91L90 165L93 166ZM123 164H122V165H123ZM132 164H133V162L130 161V162L127 164V166H125L123 169L127 168L128 166H131ZM148 164H149V163H148ZM154 164H155V163H154ZM160 164H161V163H160ZM172 164H173V163H172ZM174 164H175V163H174ZM185 164H186V163H185ZM199 164H200L199 166L202 165L201 163H199ZM35 165H36V164H35ZM70 165H71V164H69V166H70ZM86 165H87V164H86ZM90 165H89V166H90ZM95 165H97V164H95ZM99 165L102 166V165L100 164V162L98 163V166H99ZM120 165L118 164V165L116 166V164H114L115 167H119ZM133 165H134V164H133ZM146 165H147V164H146ZM155 165H156V164H155ZM170 165H171V162H170ZM186 165H187V164H186ZM194 165H195V164H194ZM48 166H50L51 168H49ZM52 166H53V167H52ZM56 166H57V165H56ZM77 166H78V165H77ZM77 166H76V167H77ZM84 166H85V165H84ZM100 166H99V167H100ZM123 166H124V165H123ZM141 166L143 167V166H145V165H141ZM156 166L158 167V164H157ZM168 166H169V165H168ZM174 166H176V165H173V167H174ZM177 166H178V165H177ZM192 166H193V164H192ZM192 166H191V167H192ZM202 166H203V165H202ZM80 167H81V165H80ZM136 167H137V165H136ZM142 167H141V168H142ZM159 167H163V164H162V166H159ZM166 167H167V166H166ZM185 167L187 168V166H185ZM188 167H189V166H188ZM197 167H198V166H197ZM197 167L195 166V170H199V169H197ZM206 167H207V166H206ZM16 168H15V169H16ZM22 168H23V167H22ZM39 168H38V169H39ZM54 168H55V167H54ZM82 168H83V167H82ZM113 168H114V167H113ZM129 168H130V167H129ZM141 168H140V169H141ZM163 168H164V167H163ZM186 168H185V169H186ZM203 168H204V167H203ZM209 168H210V167H209ZM24 169H25V168H24ZM67 169H68V168H67ZM86 169H87V168H86ZM119 169H120V168H119ZM119 169H118V170H119ZM123 169H122V170H123ZM131 169H132V168H131ZM133 169H134V168H133ZM140 169H139V170H140ZM178 169H179V168H178ZM190 169H191V168H190ZM192 169H194V166L192 167ZM25 170H27V169H25ZM32 170H34L33 167H32ZM58 170H59V169H58ZM71 170H73V169H71ZM80 170H81V169H80ZM88 170H89V169H88ZM93 170H94V169H93ZM101 170L103 171V168L100 169V171H101ZM120 170H121V169H120ZM146 170H147V169H146ZM146 170H145V171H146ZM153 170H154V169H153ZM166 170H167V168H166ZM171 170H173V169H171ZM174 170H175V169H174ZM195 170H193V171L195 172ZM202 170H203V169H202ZM210 170H211V169H210ZM13 171H15V170H13ZM23 171H24V170H23ZM64 171H65V170H64ZM73 171H76V170H73ZM82 171H83V170H82ZM86 171H87V170H86ZM89 171H90V170H89ZM94 171H95V170H94ZM94 171H93V172H94ZM97 171H98V173H99V174H98V173H97V174L101 176V172H99V170H96V172H97ZM129 171H130V170H129ZM140 171H141V170H140ZM175 171H176V170H175ZM181 171H183V170H181ZM208 171H209V170H208V168H207L206 171H205V170H204V172L201 171V173L203 172V174H204L205 172H208ZM212 171H213V170H212ZM212 171H211V172H212ZM19 172H20V171H19ZM93 172H92V173H93ZM115 172L117 173L118 171H116V169H115ZM120 172H122V171H120ZM120 172L118 173L119 176H120V174H121ZM123 172H124V170H123ZM142 172H144V171H142ZM176 172H177V171H176ZM176 172H175V173H176ZM189 172H190V171H189ZM13 173H14V172H13ZM21 173H22V172H21ZM21 173H20V174H21ZM24 173H25V172H24ZM46 173H47V172H46ZM126 173H128V172H126ZM132 173H133V172H132ZM148 173H149V172H148ZM153 173H154V172H153ZM158 173H159V172H158ZM158 173H157V174H158ZM160 173H161V172H160ZM186 173H187V172H185V174H186ZM192 173H193V172H192ZM196 173H197V171H196ZM59 174H60V173H59ZM86 174H89V173H86ZM97 174H96V175H97ZM123 174H124V173H123ZM128 174H129V173H128ZM130 174H131V173H130ZM130 174H129V175H130ZM177 174H178V173H177ZM177 174H174V175L176 176ZM179 174H181V173H179ZM179 174H178V175H179ZM248 174H249V173H248ZM17 175H19V174H17ZM64 175H66V174H64ZM74 175H75V173H74ZM83 175H85V172H83ZM91 175H92V174H91ZM94 175H95V174L93 173L92 177H93ZM98 175H97V176H98ZM118 175H117V176H118ZM126 175H127V174H126ZM145 175H146V174H145ZM151 175H152V174H151ZM159 175H160V174H159ZM159 175H158V176H159ZM161 175H162V174H161ZM178 175H177V176H178ZM182 175H184V172H183ZM197 175H198V173L196 174V176H197ZM249 175H250V174H249ZM12 176H13V175H12ZM12 176H11V177H12ZM39 176H40V177H39ZM97 176H94V177H97ZM100 176L97 177V178H100ZM122 176H123V175L121 174V178H123ZM170 176H171V175H170ZM179 176H180V175H179ZM185 176H186V175H185ZM185 176H183V178H184ZM241 176H242V175H241ZM245 176H246V175H245ZM245 176H244V177H245ZM18 177H19V176H18ZM21 177L19 178L20 180H22ZM52 177H53V176H52ZM59 177H60V176H59ZM87 177H89V175H87ZM113 177H114V176H113ZM115 177H116V176H115ZM154 177H155V176H154ZM173 177H174V176H173ZM188 177H190V173L188 174L187 178H188ZM194 177H195V175H194ZM197 177H198V176H197ZM197 177H195V178H197ZM252 177H253V176H252ZM72 178H73V177H72ZM103 178H102V179H103ZM116 178H117V177H116ZM116 178H114V179L116 180ZM119 178H120V177H119ZM127 178H128V177H127ZM133 178H134V177H133ZM137 178H139V177H137ZM137 178H136V179H137ZM140 178H142V177H140ZM158 178H159V177H158ZM167 178H169V177H166L165 180H167ZM170 178H171V177H170ZM170 178H169V179H170ZM180 178H181V176H180ZM187 178H184V179L188 180L189 178H188V179H187ZM6 179H7V181L9 180L8 178H6ZM53 179H55V178H53ZM60 179H61V178H60ZM69 179H71V178H69ZM81 179H82V178H81ZM93 179H94V178H93ZM129 179H130V178H129ZM175 179H176V180H175ZM175 179H173V181H176V182H177L178 177H176ZM243 179H246V178H243ZM56 180H57V178H56ZM62 180H63V179H61V181H62ZM115 180H113V181L116 182ZM122 180H123V179H122ZM127 180H128V179H127ZM163 180H164V179H163ZM181 180H183V179L181 178ZM181 180H180V181H181ZM186 180H185V181H186ZM189 180H190V179H189ZM191 180H192V178H191ZM247 180H248V179H247ZM7 181H6V182H7ZM16 181H17V180H16ZM51 181H52V180H51ZM53 181H54V180H53ZM59 181H60V180H59ZM61 181H60V182H61ZM74 181H75V180H74ZM85 181L88 183V181H90V180H86V177H85ZM94 181H95V180L92 181V178H91V181H90L91 183L89 182V183H90V187H91V189H92V187H93V184H92V183H93ZM96 181H97V179H96ZM107 181H108V179H107ZM113 181H112V182H113ZM129 181H130V180H129ZM155 181H156V179H146V178H145V179H140V180L136 181L134 184H133V182H132L133 186H132V184H129V186H126L127 182H124V183H126L125 185H120V186H116V187H114V186H113V187H111V186L108 187V186H107L108 188H106L103 192H100V194H99V193L96 194V196H95L94 198L91 199V203H90V204L92 205L93 202H95V200L101 199V197L104 196V195H108L109 193H114V192H116L118 197H115V198H117V199L119 198V199L122 200V202H121V200H116V201L121 202V203L118 204V206H119V210H118V211L122 212L123 210H129V211H131V212H133V213H134V211H136V212L139 213V211H138L139 208H136V209H137V210H136V209H135L136 206H135V205H131V204H134V202L132 201V203H130L131 200H130L129 198H131L134 194L137 195V199H136V200H137L138 202H139V200H140V202H141L142 200H145L144 202L147 203V202H148V201L146 200V199L148 198L147 195L152 194L153 192L157 191L158 188L166 189L167 192H168V191L171 192V191L173 190V187L170 186V185H172L171 183L173 182L171 179H170V181H171V182H170V185H169V181L167 180V181H162V183H163L162 185H156L155 188H151V186L149 185V183H151V182H155ZM180 181H179V182H180ZM239 181H240V180H239ZM4 182H5V181H4ZM17 182H18V181H17ZM19 182H20V181H19ZM22 182H23V181H22ZM26 182H28V181L26 180ZM69 182H70V181H69ZM75 182H76V181H75ZM78 182H79V181H78ZM110 182H111V181H110ZM176 182H174L173 184H175ZM194 182H195V181H194ZM241 182H242V181H241ZM241 182H239V183L241 184ZM243 182L245 183V181H243ZM20 183H21V182H20ZM20 183H19V184H20ZM54 183H55V181H54ZM56 183H57V182H56ZM63 183H64V182H63ZM67 183H68V182H67ZM67 183H66V184H67ZM89 183H88V184H89ZM107 183H108V182H107ZM158 183H159V182H158ZM182 183H183V182H182ZM186 183H187V182H186ZM237 183H238V182H237ZM237 183H234V184H237ZM239 183H238V184H239ZM2 184L5 185L4 183H2ZM16 184H17V183H16ZM21 184H22V183H21ZM64 184H65V183H64ZM84 184H85V186H87L86 189L88 188L89 190H91L90 187H88V186H89L88 184H87V185H86V183H84ZM262 184H263V183H262ZM67 185H68V184H67ZM80 185H81V184H80ZM94 185H95V182H94ZM248 185L250 186V184H247V183H246V185L244 184V188H246L245 186H248ZM260 185H261V184H260ZM0 186H2V185H0ZM19 186H20V185H19ZM22 186H23V185H22ZM99 186H100V185H99ZM99 186H98V187H99ZM226 186H228V185H226ZM232 186H233V185H232ZM242 186H243V184H242ZM242 186H241V188H242ZM255 186L257 187V185H253L254 188H255ZM81 187H82V186H81ZM101 187H103V185H101L100 188H101ZM237 187H238V186H237ZM239 187H240V186H239ZM239 187H238V188H239ZM1 188H2V187H1ZM179 188H180V187H179ZM244 188H243V189H244ZM248 188H249V187H248ZM248 188H246V189H248ZM254 188H253V189H254ZM257 188H258V187H257ZM261 188H263V187L261 186ZM119 189H120V190H123V193H119V191H120ZM161 189H160V190H161ZM174 189H175V188H174ZM176 189H177V188H176ZM185 189H186V188H185ZM239 189H240V188H239ZM246 189H244V190H246ZM80 190H81V188H80ZM230 190H231V189H230ZM236 190H238V189H235L234 192H235ZM251 190H252V189H251ZM251 190H246V192H244V193H245V194H250V195H252V196L255 197L256 194H255V193H252ZM4 191H5V190H4ZM10 191H11V190H10ZM76 191L79 193V190H78V189H77ZM81 191H83V189H82ZM85 191L90 193V191H87V190H85ZM99 191H101V190H99ZM161 191H163V190H161ZM166 191H165V192H166ZM176 191H179V190L177 189ZM180 191H181V190H180ZM180 191H179V192H180ZM218 191H220V190H218ZM259 191H260V190H259ZM83 192H84V191H83ZM83 192H81V193H83ZM172 192H173V191H172ZM185 192H186V191H185ZM222 192L224 193L223 190H222ZM225 192H226V191H225ZM4 193H5V192H4ZM4 193H2V194H4ZM70 193H71V195L73 196V194H74L73 191H70L69 194H70ZM81 193H79L78 195H80ZM181 193H182V192H181ZM183 193H184V192H183ZM187 193L189 194V192H187ZM215 193H216V192H215ZM6 194H7V193H6ZM83 194H84V193H83ZM225 194H226V193H224V195H225ZM228 194H229V193H228ZM4 195H5V194H4ZM84 195H85V194H84ZM84 195H83V197L86 199V197H85ZM88 195H89V194H88ZM153 195H154V194H153ZM162 195H163V194H162ZM174 195L176 196V194H174ZM178 195H179V194H178ZM180 195H181V194H180ZM180 195H179V196H180ZM184 195H185V193H184ZM216 195H217V194H216ZM230 195H231V194H230ZM2 196H3V195H2ZM2 196H1V197H2ZM34 196H35V195H34ZM51 196H52V195H51ZM68 196H69V195H68ZM81 196H82V194H81ZM113 196H114V195H113ZM155 196H157L156 193H155ZM155 196H154V197H155ZM262 196H263V195H262ZM262 196H261V199H263ZM1 197H0V200H1ZM59 197H60V196H59ZM73 197H75V196H73ZM83 197H82V198H83ZM105 197H106V196H105ZM150 197H151V196H150ZM152 197H153V196H152ZM154 197H153V199H154V202H155L156 198H154ZM159 197H160V196H159ZM177 197H178V196H177ZM177 197H176V198H177ZM184 197H185V196H184ZM231 197H232L234 200H241V198H240V199H239V198L237 199V197L232 196V195H231ZM13 198H14V197H13ZM32 198H33V197H32ZM75 198H76V197H75ZM75 198H74V199H75ZM80 198H81V197H80ZM82 198H81V200H82ZM84 198H83V199H84ZM106 198H107V197H106ZM162 198H163V196H162ZM176 198H175V200H176ZM206 198H207V197H206ZM259 198H260V196H259ZM18 199H19V197H18ZM27 200H29V199H27ZM27 200H26V201H27ZM30 200H31V199H30ZM32 200H33V199H32ZM136 200H135V201H136ZM148 200H150V199H148ZM151 200H152V199H151ZM165 200H167V199H165ZM165 200H164L163 202H165ZM76 201H77V200H76ZM146 201H147V202H146ZM152 201H153V200H152ZM152 201H151V202H152ZM156 201H157V200H156ZM158 201H159V199H158ZM167 201H170V200H167ZM186 201H187V199H186ZM186 201H185V202H186ZM254 201H256V200H254ZM32 202H33V201H32ZM71 202H72V201H71ZM140 202H139V203H140ZM144 202L142 201V203H144ZM154 202H153V203H154ZM161 202H162V200H161ZM163 202H162V204H163ZM174 202H176V201H174ZM185 202L183 203V205H185ZM197 202H198V201H197ZM199 202H200V201H199ZM257 202H258V201H257ZM50 203H51V202H50ZM52 203H53V202H52ZM142 203H141V204H142ZM148 203H149V202H148ZM157 203H158V202H157ZM165 203H166V202H165ZM165 203H164L163 205H165ZM176 203H177V202H176ZM176 203H175V204H176ZM178 203H181V205H182V201H181V202L178 201ZM195 203H196V202H195ZM8 204H9V203H8ZM8 204H7V202L4 201V197H3V201H1V203H0V210L6 211L4 208H5V207H8ZM16 204H17V203H16ZM35 204H36V203H35ZM75 204H76V205H74V206H76V207L79 206V205H78L79 203H76V202H75ZM83 204H84V202H83ZM135 204H136V203H135ZM162 204H161V205H162ZM168 204H169V202H168ZM168 204H166V205H168ZM17 205H18V204H17ZM138 205H139V204H138ZM138 205H137V207H138ZM148 205H150V204H148ZM148 205H146V206H148ZM158 205H159V204H158ZM163 205H162V206H163ZM166 205H165V206H166ZM176 205H177V204H176ZM214 205H215V204H214ZM254 205H256V204H254ZM23 206H24V205H23ZM23 206H22V207H23ZM65 206H66V205H65ZM144 206H145V204H144V205L142 204V206H141V207L143 208V211H144V209H145ZM152 206H154V204H152ZM168 206H169V205H168ZM179 206H180V205H179ZM212 206H213V205H212ZM212 206H211V208H212ZM243 206H244V205H243ZM32 207H33V206H32ZM48 207H49V206H48ZM81 207H83V206H81ZM90 207H91V206H90ZM90 207H89V208H90ZM148 207H150V206H148ZM148 207H147V208H148ZM185 207H186V206H185ZM196 207H197V206H196ZM196 207H195V209H196ZM234 207H235V206H234ZM252 207H253V206H252ZM10 208H11V207H10ZM15 208H16V209H18V208L20 209V206H19V205H18V206H15ZM39 208H41V205H39ZM68 208H69V207H68ZM78 208H79V207H78ZM142 208H141V212H143V211H142ZM147 208H146V210H147ZM151 208H152V207H151ZM180 208L182 209L181 206H180ZM205 208H206V206H205ZM207 208H208V207H207ZM220 208H221V207H220ZM222 208L224 209V207H222ZM13 209H14V208H11L12 211H13ZM16 209H15V210H16ZM19 209H18V210H19ZM24 209H25V208H24ZM24 209H23V210H24ZM41 209H42V208H41ZM41 209H40V210H41ZM69 209H71V208H69ZM74 209H75V208H74ZM79 209H81V208H79ZM154 209H155V208H154ZM162 209H164V207H162ZM175 209H176V208H173L172 210H174V211H172V212H176ZM185 209H186V208H185ZM201 209H203V208H201ZM214 209H215V208H214ZM251 209L253 210L254 208H251ZM21 210H22V209H21ZM21 210H20V211H21ZM23 210H22V212H23ZM75 210H77V208H76ZM182 210H183V209H182ZM191 210H192V209H191ZM212 210H213V208H212ZM12 211H11V213H12ZM25 211H26V210H25ZM78 211H79V210H78ZM88 211H89V210H88ZM129 211H126V212H128V214H129V213H130ZM148 211H149V209H148ZM150 211H151V210H150ZM185 211H186V210H185ZM203 211H204V210H203ZM203 211H201L202 214L204 213ZM70 212H71V211H70ZM152 212H154V210H153ZM155 212H156V211H155ZM159 212L161 213L160 210H159ZM180 212H181V210H180ZM201 212H200V213H201ZM227 212H228V211H227ZM7 213H8V212H7ZM7 213H6V215H7ZM115 213H116V211H115L113 214H115ZM168 213H169V212H168ZM191 213H192V212H191ZM193 213H194V212H193ZM45 214H48V213H47L45 210H42V211H38V212H32V211H31V212H30V211L28 212V211H27V212L21 213L20 218H18V219H12L11 217H10L9 219H7V218H5V216H4L3 218L6 219V220H5V223H4V224H2V223L0 222V234H1L2 232H4L3 234H7L11 228L14 229V227L19 226V227H20V230H19V233L17 232V233H18V234H17V238H18V239H21V237H22L23 235L27 238V237H28V236H27V233H28V232L34 234V230H36V229H35V228H36V223H34V221H37V222L42 221V219L44 218V215H45ZM61 214H63V213H61ZM74 214L76 215L77 212L74 213ZM116 214H117V213H116ZM126 214H127V213H126ZM134 214H135V213H134ZM150 214H151V213H150ZM150 214L148 213L146 217L142 215V217H145V218H143V219L145 220V223H146V224H144V229L142 228V229H143V232H145V231H144V230H145V227H146L145 225H147V227H148V226L150 227V225H151V220H154L153 218L151 219V215H150ZM155 214H159V213L156 212ZM155 214H154V215H155ZM175 214H176V213H175ZM198 214H199V213H198ZM262 214H263V210H262ZM12 215H13V214H12ZM130 215H131V213H130ZM136 215H138V214L136 213ZM136 215H135V216H136ZM145 215H146V213H145ZM152 215H153V214H152ZM73 216H74V215H72L71 218H73ZM106 216H108V215H106ZM126 216H127V215H126ZM138 216H140V214H139ZM160 216H162V214H161ZM175 216H176V215H175ZM177 216H178V215H177ZM191 216H193V214H192ZM195 216H196V214H195ZM195 216H194V217H195ZM219 216H220V215H219ZM262 216H264V215H262ZM133 217H134V216H133ZM136 217H137V216H136ZM136 217H135V220H136ZM173 217H174V216H173ZM183 217H184V216H183ZM203 217H204V216H203ZM160 218H161V217H160ZM162 218H163V217H162ZM162 218H161V219H162ZM170 218H171V217H170ZM174 218H175V217H174ZM192 218H193V217H192ZM201 218H202V215H201ZM262 218H263V217H262ZM29 219H33L34 221L32 222V221L29 220ZM81 219H82V218H81ZM101 219H102V218H101ZM101 219H100V218L97 219V221L93 222V224H91V225H95L96 223L98 224V222H100ZM137 219H138V218H137ZM141 219H142V218H141ZM167 219H169V217H168ZM180 219H181V217H180ZM180 219H179V220H180ZM183 219H184V218H183ZM227 219H228V218H227ZM244 219H245V217H244ZM246 219H247V218H246ZM69 220H70V219H69ZM79 220H80V219H79ZM135 220H134V221H135ZM164 220H165V222H166L165 217H164ZM164 220L162 219L163 222H164ZM47 221H48V220H47ZM49 221H50V220H49ZM64 221H65V220H64ZM110 221L112 222V220H110ZM131 221H132V220H131ZM136 221H137V220H136ZM154 221H155V220H154ZM157 221H158V220H157ZM171 221H172V220H170L169 222H171ZM176 221H177V220H176ZM184 221H185V219H184ZM186 221H188V220H186ZM194 221H195V220H194ZM200 221H201V220H200ZM259 221H260V220H259ZM59 222L61 223V221H59ZM105 222H106V221H105ZM137 222H138V221H137ZM155 222H156V221H155ZM160 222H161V221H160ZM163 222H162V223H163ZM188 222H189V221H188ZM197 222H198V221H197ZM230 222H231V221H230ZM241 222H242V221H241ZM31 223H33V224H31ZM46 223H50V222H46ZM79 223L81 224V226H84V224H87L85 219L80 220ZM101 223H102V221H101ZM106 223H107V222H106ZM109 223H110V222H109ZM113 223H119V224H121V225H125V223L122 221V218H120L119 220H116V221L114 220ZM135 223H136V222H135ZM140 223H141V222H140ZM153 223H154V222H153ZM220 223H221V222H220ZM228 223H229V222H228ZM243 223H244V222H243ZM259 223H260V222H259ZM42 224H43V223H42ZM80 224H79V225H80ZM97 224H96V225H97ZM103 224H104V222H103ZM110 224H112V223H110ZM137 224H138V223H137ZM169 224H171V223H169ZM169 224H168V225H169ZM179 224H180V223H179ZM232 224H233V223H232ZM260 224H261V223H260ZM263 224H264V223H263ZM44 225L46 226V224H44ZM44 225H43L42 228H41V229H42V233H44V232H43V231H44V230H43V229H44L43 227H45ZM47 225H48V224H47ZM51 225H54V224L51 222V224H49V226H47V227H45V228H48V227H50ZM61 225L65 226V227L62 229V230H64V232H61V230H60V232H59V231H58L59 229L57 230L56 225H54V226L52 227V229H51V230H53L52 232H53L54 236H53V235L51 236L50 234H47V233L44 234V235H45L44 237H47V239H48L47 246L49 247L46 251H53V253L55 252L54 254H57L58 252H60V251H58V250L61 249L60 246L62 245V244H61V243H62V238H65V237L67 236L66 233H65V230L67 231V228H68V224H67V222H65V223H63V224H61ZM79 225H78V226H79ZM96 225H95V226H96ZM99 225H100V223L98 224V227H99ZM126 225H127V224H126ZM133 225H134V224H133ZM135 225H136V224H135ZM141 225H142V224H141ZM168 225H167V226H168ZM171 225H172V224H171ZM175 225H178V224H175ZM195 225H196V224H195ZM208 225H209V224H208ZM228 225H229V224H228ZM234 225H235V224H234ZM234 225H233V226H234ZM241 225H242V224H241ZM253 225H254V224H253ZM40 226H41V225H40ZM104 226H107V225L105 224V225H103V226H100V228L102 227L101 229L98 228V229H99V231H98L99 234L96 235V238H92V237H91L92 242H95V241L101 239L102 242H103L102 245H105L107 242H109V245H110V244L113 245L115 242L112 243V240H113V239H112V236H117V234H118V240H122V241H124L125 239L128 238V235H129V234L131 235V233H132V230H131V229H129V231H128V230H127V231H123L124 229H123V230H117V229H118V228H117L116 231H114V232H112L114 229H113V230L109 229V230H111L110 232H109V231H108V232L104 231L106 234L104 235V233H103V235H101ZM108 226H111V225H108ZM112 226H113V225H112ZM136 226H137V225H136ZM183 226H184V225H183ZM183 226H182V227H183ZM188 226H189V224H188ZM188 226H187V227H188ZM191 226H193V224H192ZM197 226H198V225H197ZM197 226H196V227H197ZM230 226H232V225H230ZM230 226H228V227H230ZM233 226H232V227H233ZM243 226H244V224H243ZM261 226H264V225H261ZM134 227H135V226H134ZM142 227H143V226H142ZM173 227H175V226H173ZM173 227H172V228H173ZM187 227H186V228L184 227V228L187 229ZM196 227H195V228H196ZM199 227H200V225H199ZM199 227H198V228H199ZM9 228H10V229H9ZM79 228H80V227H79ZM83 228H84V227H83ZM88 228H89V227H88ZM136 228L138 229V227H136ZM139 228L141 229V226H139ZM151 228H152V227H151ZM151 228H150V229H151ZM157 228H158V227H157ZM159 228H160V227H159ZM159 228H158V230H159ZM164 228H165V227H164ZM166 228H167V227H166ZM175 228H176V227H175ZM179 228H180V227H179ZM198 228H197V229H198ZM73 229H74V228H73ZM80 229H81V228H80ZM134 229H135V228H134ZM148 229H149V228H148ZM160 229H161V228H160ZM168 229H169V226H168ZM170 229H171V228H170ZM173 229H174V228H173ZM173 229H172V230H173ZM181 229H182V228H181ZM206 229H207V227H206ZM223 229H224V228H223ZM233 229H234V228H233ZM241 229H242V228H240V230H241ZM38 230H40V229H38ZM74 230H75V229H74ZM74 230H73V231H74ZM90 230H91V229H87L88 232L85 233L86 230L83 231V230L81 229V230H79V231L76 230L75 232H72V235H71V236L68 234V235L70 236V237L68 238V240L72 243V245L69 246V248H71V249L67 250V253H66V255L64 254L65 256H64L63 258H62V257H61V258H58V259L54 260L53 262H50L49 259H46V264H78V263H77L78 260H76V257H75V258H72L71 255H72V254H78V255L81 254L80 256H82V254H90V252H89L90 250L84 251V249H79V250H77V248H76L77 251H75V250H74V247H73V246H74V243L76 242V244L78 245L77 241H79V242L81 243V241H83V240H84L83 243H87L88 238H87V240L85 241L84 237H85L86 235H88L89 233H90V234H91V233L94 234L95 231L97 230V228H96L95 231H90ZM92 230H94V229H92ZM135 230H136V229H135ZM164 230H165V229H164ZM174 230H175V229H174ZM174 230H173V231H174ZM176 230H180V229H178V227H177ZM192 230H194V228L191 229V231H192ZM226 230L228 231L229 229H226ZM46 231H47V230H46ZM89 231H90V232H89ZM136 231H137V230H136ZM146 231H147V230H146ZM167 231H168V230H167ZM169 231H170V230H169ZM180 231H183V232H184L185 230L183 229V230H180ZM39 232H40V231H39ZM98 232H97V233H98ZM139 232H141V235H143V236H145L144 234H146V232L143 233L142 230H141V231L139 230ZM200 232H202V231H200ZM200 232H199L197 235H199ZM220 232H222V231H220ZM231 232H232V231H231ZM231 232H229V233H231ZM241 232H242V230H241ZM169 233H170V232H169ZM169 233H167L166 230H165V234H169ZM171 233H172V232H171ZM175 233H176V232H175ZM175 233H174V235H175ZM179 233H180V232L178 231V234H179ZM190 233H192V232H190ZM190 233H189V234H190ZM195 233H196V232H195ZM195 233H194V234H195ZM224 233H225V232H224ZM236 233H238V232H236ZM236 233L234 232V235H233V234H232V235L235 236ZM172 234H173V233H172ZM178 234H176V235H178ZM189 234H188V236H189ZM192 234H193V233H192ZM194 234H193V235H194ZM222 234H223V233H222ZM262 234H263V233H262ZM135 235H136V234H134V235L132 234V236H129V238L131 237L132 239H136ZM176 235H175V236H176ZM181 235H182V234H181ZM183 235H186V234H183ZM218 235H219V234H218ZM220 235H221V234H220ZM232 235H231V236H232ZM92 236H93V235H92ZM126 236H127V238H126ZM167 236H168V235H167ZM169 236H171V235L169 234ZM178 236H179V235H178ZM186 236H187V235H186ZM186 236H183V238L186 237ZM194 236H196V235H194ZM240 236H241V235H240ZM242 236H243V235H242ZM8 237H9V236H8ZM10 237H11V236H10ZM133 237H135V238H133ZM162 237H163V236H162ZM179 237L182 238V236H179ZM190 237H191V236H190ZM190 237H188V239H189ZM196 237H197V236H196ZM11 238H12V237H11ZM15 238H16V237H15ZM52 238H53V239H52ZM66 238H67V237H66ZM115 238H116V237H115ZM121 238H122V239H121ZM129 238H128L127 240H129ZM176 238H177V237H175V239H176ZM238 238H239V237H238ZM242 238H243V237H242ZM242 238H241V239H242ZM263 238H264V237H263ZM0 239H1V240H0V248L2 249V252H0V255H2V254H6L7 257H8V259L10 258V262H8V263H10V264H33L31 260L28 261V262H27L26 260H24L26 257H28L27 254H25V255H19V256H12V257H10L11 255L8 256L9 254H8V252L5 251V248H3V246L1 247V245H2V243H3V241H2L3 238H0ZM6 239H8L7 236H6V238H4V242H5ZM111 239H112V240H111ZM116 239H117V238H116ZM123 239H124V240H123ZM137 239H138V236H137ZM137 239H136L135 241H137ZM147 239H148V238H147ZM165 239H166V238H165ZM184 239H185V238H184ZM218 239H219V238H218ZM218 239H217V240H218ZM221 239H222V238H221ZM226 239H227V238H226ZM10 240H11V239H10ZM12 240L14 241V239H12ZM25 240H26V239H25ZM110 240H111V243H110ZM148 240H149V239H148ZM166 240H168V239H166ZM177 240H179V239H176L175 242H179V241H177ZM186 240H187V239H186ZM189 240H190V239H189ZM192 240H193V239H192ZM223 240H224V239H223ZM235 240H236V239H235ZM239 240H240V238H239ZM15 241H17V240H15ZM15 241L13 242L14 244H15ZM18 241H19V240H18ZM20 241H21V243H22V240H20ZM27 241H30V240H27ZM27 241H26V242H27ZM33 241H34V240H33ZM64 241H65V240H64ZM132 241L135 242L134 240H132ZM132 241H131V243H132ZM204 241H205V240H204ZM204 241H203V244L205 243ZM229 241H231V240H228V242H229ZM6 242H8V241H6ZM26 242H25V243H26ZM99 242H100V241H99ZM120 242H121V241H120ZM201 242H202V241H201ZM224 242H225V241H224ZM11 243H12V242H11ZM18 243H19V242H18ZM25 243H24V244H25ZM30 243H31V242H30ZM58 243H60L61 245L58 246V245H59ZM116 243H117V242H116ZM142 243H143V242H142ZM180 243H181V241H180ZM183 243H184V240H182V245H183ZM9 244H10V243H9ZM27 244H28V243H27ZM95 244H96V243H95ZM95 244H94V245H95ZM98 244H101V243H98ZM98 244H96V245H98ZM117 244H118V243H117ZM125 244H126V243H125ZM137 244H138V242H137ZM140 244H141V243H140ZM140 244H139V245H140ZM143 244H144V243H143ZM145 244H146V243H145ZM145 244H144V246H145ZM187 244H188V243H187ZM208 244H209V243H208ZM6 245H7V244H6ZM15 245H16V244H15ZM20 245H21V244H20ZM43 245H44V244H43ZM43 245H40V246L43 247ZM64 245H65V244H64ZM81 245H82V243H81ZM81 245L79 244V246H81ZM84 245H85V244H84ZM92 245H93V244L91 243L90 246H92ZM94 245H93V248H95ZM96 245H95V246H96ZM118 245H119V244H118ZM134 245H136V243H135ZM146 245H147V244H146ZM178 245L181 246V244H178ZM245 245H246V244H245ZM12 246H13V245H12ZM57 246L59 247V249L57 248ZM65 246H66V245H65ZM75 246H76V245H75ZM85 246H86V245H85ZM98 246H99V245H98ZM141 246L143 247V245H141ZM176 246H177V245L174 244V247H176ZM180 246H179V247H180ZM185 246H186V245H185ZM191 246H192V245H191ZM196 246H197V245H196ZM208 246H211V245H208ZM208 246H207V247H208ZM10 247H11V246H10ZM14 247H15V246H14ZM17 247H18V246H17ZM42 247H41V248H42ZM61 247H62V246H61ZM76 247H77V246H76ZM87 247H88V246H87ZM105 247H107V246H105ZM181 247H182V246H181ZM192 247H193V250H194V246H192ZM207 247H206V248H207ZM45 248H46V247H45ZM80 248H82V247H80ZM85 248H86V247H85ZM118 248H119V247H118ZM139 248H140V247H139ZM176 248H178V247H176ZM176 248H175V249H176ZM183 248H185V247H183ZM183 248H182V249H183ZM189 248H190V246L188 247V249H189ZM209 248H210V247H209ZM209 248H207V249L209 250ZM211 248H214V247H211ZM211 248H210V249H211ZM260 248H261V247H260ZM1 249H0V250H1ZM57 249H58V250H57ZM102 249H103V250L100 252V258H101V260L103 261V262H102L103 264H113V263L110 261V259H107V258H106V256L108 255L107 253H109V252H110L109 254L113 253V254H114V255L112 254L113 256H117V255H118V257H119V256H120V257L122 256V258H123V257L126 258V255H130L131 257L133 256V257H135L136 259H137L136 256H138V254H139V251H138L137 249L128 250V252H126L127 250L124 252L123 249H122V250H114V249H113V250H111V249L108 250V249H109V246H108V249H107V248H103V247H102ZM175 249H174V250H175ZM199 249H200V251H202L201 248H199ZM258 249H259V248H258ZM35 250H37V251H36V255H35V258H34V259L32 258V260H33L36 264H40V263H41V260H40V259H41V256H43L45 253H43V250L40 249V248H39V249L37 248V249H35ZM56 250L58 251L57 253H56ZM178 250H181V249L178 248ZM195 250H196V249H195ZM211 250H212V249H211ZM7 251H8V249H7ZM44 251H45V250H44ZM46 251H45V252H46ZM182 251H183V253H185L184 250H182ZM190 251H191V250H190ZM190 251H186V252L188 253V252H190ZM200 251H199V252H200ZM142 252H143V251H142ZM192 252H193V251H192ZM192 252H191V254H192ZM196 252H198V251H196ZM259 252H261V254H264V248L259 249ZM10 253H11V252H10ZM47 253H48V252H47ZM49 253H50V252H49ZM53 253H51V254H53ZM193 253H195V252H193ZM201 253H202V252H201ZM203 253H204V252H203ZM69 254H71V255H69ZM258 254H259V253H258ZM61 255H62V254H61ZM180 255L182 256V254H180ZM185 255H186V253H185ZM188 255H190V254H188ZM205 255L208 256V255L206 254V252H205ZM205 255H204V256H205ZM113 256H112V257H113ZM174 256H176V255H174ZM174 256H173V257H174ZM195 256H197L196 253L194 254V257H195ZM259 256H260V255H259ZM263 256H264V255H263ZM44 257H46V255H45ZM44 257H43V258H44ZM77 257H78V256H77ZM138 257H140V256H138ZM173 257H172V258H173ZM182 257H184V255H183ZM187 257H188V256H187ZM190 257H191V256H190ZM190 257H189V258H190ZM256 257H257V256H256ZM260 257H261V256H260ZM47 258H48V257H47ZM174 258H175V257H174ZM174 258H173V259H174ZM179 258H180V257H179ZM195 258H196V257H195ZM197 258H198V257H197ZM197 258H196V259H197ZM254 258H255V257H254ZM257 258H258V257H257ZM262 258H264V257H262ZM111 259H112V258H111ZM113 259H114V258H113ZM139 259H140V258H139ZM139 259H138V261H137L138 264H140V263L142 264L143 262H142L141 260H139ZM181 259L184 261L183 258H181ZM203 259H204V258H203ZM1 260H2V259H1V257H0V264H3L4 260H3V261H1ZM47 260H49V261L47 262ZM175 260H176V258H175ZM175 260H174V261H175ZM177 260H178V259H177ZM182 260H181V262H183ZM190 260H191V259H190ZM205 260H206V259H205ZM253 260H254V259H253ZM258 260H259V259H258ZM42 261H43V259H42ZM44 261H45V260H44ZM44 261H43V262H44ZM112 261H113V260H112ZM128 261H129V260H128ZM156 261H157V260L154 259V263H156ZM174 261H172V264H173ZM187 261H189L188 258H187ZM187 261H186V257H185V262H186V264L188 263ZM194 261H195V260H194ZM194 261H193V262H194ZM206 261H207V260H206ZM222 261H223V260H222ZM259 261H260L261 263L263 262L262 259H260ZM49 262H50V263H49ZM139 262H140V263H139ZM176 262H177V261H176ZM181 262H180V263H181ZM191 262H192V261H190V264H195V263H191ZM197 262H198V261H197ZM79 263H81V262L79 261ZM114 263H115V262H114ZM129 263H130V262H129ZM135 263H136V262H135ZM200 263H202V262H200ZM263 263H264V262H263ZM43 264H45V262H44ZM83 264H84V263H83ZM116 264H124V263H116ZM125 264H127V262H126ZM133 264H134V262H133ZM163 264H164V263H163ZM168 264H169V263H168ZM174 264H175V263H174ZM177 264H179V263H177ZM183 264H184V262H183ZM188 264H189V263H188ZM197 264H198V263H197ZM250 264H254V263H250Z\"/></svg>", "mask_w": 264, "mask_h": 264}, {"label": "flooded vegetation", "instance_id": "obj_3", "mask_svg": "<svg viewBox=\"0 0 264 264\" xmlns=\"http://www.w3.org/2000/svg\"><path fill=\"white\" fill-rule=\"evenodd\" d=\"M57 190L54 189V192H56V193L60 192L61 193V192H65L66 188L63 191L61 189L58 190V191ZM50 197L51 198H59V199H61L58 203H53L54 204V207H52L53 211H48V214L52 218V223L54 225H57L58 227H60L63 220L70 219V216L68 215V213H70L69 208H71V207L69 205L70 204H74L75 202L72 201L71 199L68 200L63 194L58 195V197H55L54 195H52ZM55 207H56V209H55ZM61 213H63V214H61ZM2 217L3 216H1V218ZM2 219H3V221L1 223L4 224L5 223V219L4 218H2ZM59 221H61V223Z\"/></svg>", "mask_w": 264, "mask_h": 264}]
</instances>
